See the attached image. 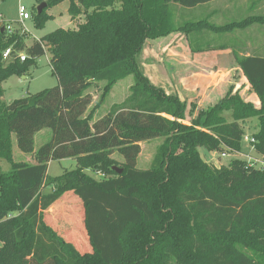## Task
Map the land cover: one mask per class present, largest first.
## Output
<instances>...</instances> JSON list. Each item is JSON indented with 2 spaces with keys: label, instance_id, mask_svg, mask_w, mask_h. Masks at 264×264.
<instances>
[{
  "label": "trees",
  "instance_id": "trees-1",
  "mask_svg": "<svg viewBox=\"0 0 264 264\" xmlns=\"http://www.w3.org/2000/svg\"><path fill=\"white\" fill-rule=\"evenodd\" d=\"M65 1L71 21L84 16V23L30 47L18 31L1 32L0 23V159L10 164L8 172L0 168V264H264V170L240 160L217 169L198 153H240L241 122L258 117L253 147L264 160V58H236L259 109L232 95L200 111L189 126L183 124L186 103L151 84L138 63L147 41L203 27L244 29L264 24V17L221 27L175 26L170 0H44L35 27L43 28L52 18L46 11ZM208 1L180 0L184 7ZM10 47L11 59L4 61ZM23 52L20 62L16 54ZM46 52L57 85L4 104L2 84L26 76ZM128 77L127 99L93 122L105 96ZM92 83L104 88L86 114ZM227 110L231 121L223 117ZM45 129L51 138L34 152L35 135ZM13 137L34 165L12 162ZM153 139L163 144L150 168L139 170V144ZM114 153L123 163L111 158ZM65 159L74 160V169L47 175L50 162ZM67 193L80 205L84 235L68 223L60 230L59 222L46 221ZM69 227L85 239L82 254L63 237Z\"/></svg>",
  "mask_w": 264,
  "mask_h": 264
},
{
  "label": "rangeland",
  "instance_id": "rangeland-1",
  "mask_svg": "<svg viewBox=\"0 0 264 264\" xmlns=\"http://www.w3.org/2000/svg\"><path fill=\"white\" fill-rule=\"evenodd\" d=\"M44 0H0V14L4 16L2 19L3 25L10 26L14 31L20 33V25L18 21V7L23 6L27 13L30 15V19L24 21L23 25L26 29V34L23 36V41L26 47H30L35 41L40 40L45 35H48L55 30H73L77 25L84 23V16H80L75 21H71V18L68 14L69 3L67 1L59 4L56 7L50 8L46 11V14L52 16L48 19L44 27L38 29L34 25V16L36 14L37 8L42 4ZM172 3H177L181 5L180 0H170ZM169 50L177 51L175 45L168 40H158L150 41L145 45L140 57L138 58V63L143 74L149 79L150 83L156 87L161 88L165 93L174 92L178 94L179 99L186 103L185 111V120L183 124L191 125V122L200 111H206L209 108L224 102L229 98H233L236 95L235 101H242V97L238 94H232L231 90H228L226 93L222 88H216L215 93L211 94L213 99L209 101L210 105H205L203 107H198V95H192L185 93L181 89V78H178V75L182 72L181 65L182 62L175 60L174 54ZM24 54V52H23ZM49 53H45L44 56L37 59L35 66L31 67L26 76L22 77H10L2 84L3 96L1 101L9 105L14 100L28 97L30 95H35L45 89L53 88L57 85V79L53 76L51 68L49 65ZM178 70V71H177ZM189 71V70H188ZM186 73V70L183 71V74ZM233 81L240 84L239 77L237 75L233 76ZM184 80V79H183ZM188 81H184L186 84ZM133 84L132 77L117 83L111 89V91L105 96L103 102L100 104L93 115V121H96L98 117L106 114L113 105L121 104L129 96V89ZM244 85L241 86V89ZM104 88V83H92L91 87L86 91V93L91 97V104L88 107L86 114L97 105L99 99L101 98ZM170 88V90H169ZM222 89V90H221ZM172 90V91H171ZM188 92V91H187ZM231 95V96H229ZM248 91L245 92L243 98H248ZM246 103V102H244ZM223 117L227 121L232 120V112L230 110L223 112ZM247 122L242 126L244 134L247 132L245 129H248L249 132H254L258 130L259 121L258 117L246 119ZM244 120L242 123H244ZM51 138V132L47 129L40 131L35 135L34 138V151H37L42 145L47 143ZM163 144L161 139H153L151 141H146L140 143V154L137 158L136 168L139 170H148L152 164L153 158ZM199 157L202 161L207 163L209 166L215 168L228 167L229 164L234 160L244 161V156H251L256 158V153L252 150V147L242 140L241 145V154L235 155L233 153H228L226 151L222 152H208L204 148L198 150ZM224 153V157L221 154ZM119 164L123 163L122 158L114 153L111 156ZM71 161V160H70ZM12 162L14 163H23L28 165H34L35 161L33 156L21 153L16 146L14 137L12 138ZM245 162V161H244ZM70 162H60L52 161L48 165L47 175L50 177H57L63 173L64 170L74 169V165L70 167ZM0 168L3 172H8L10 170V164L4 160L0 159ZM86 173L96 179H100V176L95 175L91 171L87 170ZM76 199V198H75ZM80 211V205L77 201L74 200L72 194H66V196L56 203L51 210L49 211V216L51 218H46V221H53L51 223L55 224L59 222L58 227L61 230L60 225H65L68 223L73 228H79L84 235V230L82 228V214L78 213ZM56 222V223H55ZM62 222V223H61ZM63 237L66 240L74 241L77 246V250L82 254L85 252L84 243L85 239L80 237L76 230L72 232L69 228L63 231ZM73 235V237H71ZM75 236V237H74ZM73 238V239H72ZM84 240V241H83Z\"/></svg>",
  "mask_w": 264,
  "mask_h": 264
},
{
  "label": "crops",
  "instance_id": "crops-1",
  "mask_svg": "<svg viewBox=\"0 0 264 264\" xmlns=\"http://www.w3.org/2000/svg\"><path fill=\"white\" fill-rule=\"evenodd\" d=\"M172 4L175 26L204 22L221 27L246 18L264 17V0H210L191 7ZM0 17L4 18L1 14ZM158 40H168L178 49L169 51L174 54L176 61L179 60L183 64L180 67L182 72L178 75V78H181L180 88L186 90L184 92L187 94L198 95L199 108L204 104L210 105L209 101L213 99L211 94L216 92L217 87L224 89L225 93L231 90L232 94L242 97L243 102L251 104L255 109L260 108V102L238 67L236 58L249 56L264 58V24L254 23L244 29H234L223 33H214L203 27L187 34L173 33ZM149 42L147 41L146 44ZM184 70L186 73L183 74ZM234 75L239 77L240 84L233 81ZM184 81L188 82L184 84ZM242 85L244 87L241 89ZM246 91L249 96L245 99L243 95ZM166 94L178 96L174 92ZM246 122L247 120L241 125L244 126ZM245 131L247 133L243 137H252L258 130L249 132L245 129ZM235 155L242 154L240 152ZM66 161L71 163L70 167L75 166L72 159L60 162Z\"/></svg>",
  "mask_w": 264,
  "mask_h": 264
},
{
  "label": "built area",
  "instance_id": "built-area-1",
  "mask_svg": "<svg viewBox=\"0 0 264 264\" xmlns=\"http://www.w3.org/2000/svg\"><path fill=\"white\" fill-rule=\"evenodd\" d=\"M17 12H18L17 23L21 27L19 34L24 36L27 32H26V29H25L23 23H24V21L29 20L31 17L27 13L26 9L23 6H19ZM0 21L2 22V17H0ZM3 29L5 30V33L7 35L12 34L14 31L10 26H5V25H3ZM16 55H17L18 59L20 60V62H23L25 60V55L23 53H17ZM11 56H12V49L10 47L3 52L2 59L4 61H8L11 59ZM243 140L245 142H247L252 147V150L254 151L253 145H254L255 141H254L253 137H243ZM234 154H238V153H234ZM255 155H256V158L251 157V156H244V158H245L244 161H245L246 167L247 168H254V169H258V170H264V160L262 159L261 156H259L257 154H255ZM221 156L224 157L225 156L224 153L221 154Z\"/></svg>",
  "mask_w": 264,
  "mask_h": 264
},
{
  "label": "water",
  "instance_id": "water-1",
  "mask_svg": "<svg viewBox=\"0 0 264 264\" xmlns=\"http://www.w3.org/2000/svg\"><path fill=\"white\" fill-rule=\"evenodd\" d=\"M45 7H46L45 3H42V4L37 8V14H40V13L42 12V10L45 9ZM3 30H4V29L2 28L1 32H3ZM113 170L116 171L118 174L121 173V170H119V169L116 168V167H114Z\"/></svg>",
  "mask_w": 264,
  "mask_h": 264
}]
</instances>
